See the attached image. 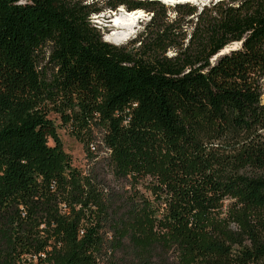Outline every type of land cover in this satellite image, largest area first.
Listing matches in <instances>:
<instances>
[{
  "label": "trees",
  "instance_id": "trees-1",
  "mask_svg": "<svg viewBox=\"0 0 264 264\" xmlns=\"http://www.w3.org/2000/svg\"><path fill=\"white\" fill-rule=\"evenodd\" d=\"M122 8L118 46L92 19ZM263 78L264 0H0V264H98L108 222L130 264H264ZM50 114L154 202L110 219Z\"/></svg>",
  "mask_w": 264,
  "mask_h": 264
},
{
  "label": "rangeland",
  "instance_id": "rangeland-1",
  "mask_svg": "<svg viewBox=\"0 0 264 264\" xmlns=\"http://www.w3.org/2000/svg\"><path fill=\"white\" fill-rule=\"evenodd\" d=\"M178 1V0H177ZM216 2L219 0H186L182 1L183 3H190L192 5L201 8L203 5L209 4V2ZM120 14V13H119ZM117 14V15H119ZM170 17H173V13L170 12ZM116 14L114 13V16ZM114 16L108 17L105 13L93 16L92 22L98 27L101 28V33L103 39L108 41V37L112 34V18ZM149 16L147 13L144 14L142 18L137 20L133 25V32L131 37L122 42L118 46L127 45L134 36L142 30L144 25L148 22ZM235 48L229 47L228 49ZM47 60H44L41 63V67H44ZM263 94L261 97L262 103H264V78L262 79ZM49 118L52 120L57 135L62 143L63 150L71 157L72 166L81 171L84 175L91 177L93 183L102 190L105 203L111 207L109 209L110 219H114L116 216H121V213L124 211L123 204L125 199H140L148 198L152 203L154 202L153 197L150 196L144 186L142 180L131 179V178H122L118 179L114 174L109 160L107 157L101 155L96 156L94 154L88 155L84 146L76 139V137L70 132L68 126H65L60 117L50 114ZM93 137L98 139L101 137L102 128L100 125H96L93 128ZM50 144H52L50 142ZM91 156V157H90ZM241 215V208L235 204L232 200L226 199L223 202L222 208L216 212L215 219L219 222H224L225 224L229 223V227L233 231L238 230V226L233 219L238 218ZM111 221V220H110ZM113 224L108 222L104 225L102 232L104 235V244L100 249V252L97 254V263L98 264H130V258L126 256V253L120 246L117 244L120 243L115 236L113 235ZM121 243L126 244L125 241Z\"/></svg>",
  "mask_w": 264,
  "mask_h": 264
},
{
  "label": "bare ground",
  "instance_id": "bare-ground-1",
  "mask_svg": "<svg viewBox=\"0 0 264 264\" xmlns=\"http://www.w3.org/2000/svg\"><path fill=\"white\" fill-rule=\"evenodd\" d=\"M176 2L177 0H165ZM186 1L180 0L179 2ZM121 11V10H120ZM114 14V13H113ZM116 15L112 18V34L108 37V41L113 44H121L128 40L132 35V28L134 23L144 16V12L138 11L133 13L126 14L125 12L115 13ZM119 14V15H117ZM237 45H233L231 47H236ZM227 50V49H225ZM224 50V51H225Z\"/></svg>",
  "mask_w": 264,
  "mask_h": 264
},
{
  "label": "built area",
  "instance_id": "built-area-1",
  "mask_svg": "<svg viewBox=\"0 0 264 264\" xmlns=\"http://www.w3.org/2000/svg\"><path fill=\"white\" fill-rule=\"evenodd\" d=\"M89 149H90V152L93 153L96 156L103 155L105 157H108V155L110 153L107 149H105V147L103 146L102 142H100V141L92 142L89 145ZM35 258L36 257H33V259H35Z\"/></svg>",
  "mask_w": 264,
  "mask_h": 264
},
{
  "label": "water",
  "instance_id": "water-1",
  "mask_svg": "<svg viewBox=\"0 0 264 264\" xmlns=\"http://www.w3.org/2000/svg\"><path fill=\"white\" fill-rule=\"evenodd\" d=\"M163 1H164V2H167V1H165V0H163ZM179 1H180V0H178V1H176V2H179ZM168 3H175V2L168 1ZM120 10H121V11H120ZM120 12H125L126 14H128V13L138 12V10L133 11V12H127L124 8H122V9H118L116 12L109 11V12L106 13V15H107L108 17H110V19H111V16L114 15L113 13H120ZM111 24H112V22H111ZM114 45H117V44H114ZM239 46H240V44H239ZM233 49H234V48H233ZM233 49H227V50H225V51H222L218 56L223 55L224 53H228L230 50H233Z\"/></svg>",
  "mask_w": 264,
  "mask_h": 264
}]
</instances>
